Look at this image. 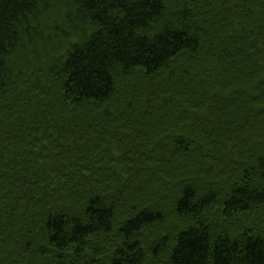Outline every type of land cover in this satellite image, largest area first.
<instances>
[{
  "label": "trees",
  "instance_id": "16d2710c",
  "mask_svg": "<svg viewBox=\"0 0 264 264\" xmlns=\"http://www.w3.org/2000/svg\"><path fill=\"white\" fill-rule=\"evenodd\" d=\"M0 264H264V0H0Z\"/></svg>",
  "mask_w": 264,
  "mask_h": 264
},
{
  "label": "rangeland",
  "instance_id": "374dc122",
  "mask_svg": "<svg viewBox=\"0 0 264 264\" xmlns=\"http://www.w3.org/2000/svg\"><path fill=\"white\" fill-rule=\"evenodd\" d=\"M257 215H261V213H260V214H257ZM257 215H256V216H257ZM169 227H170V226H169Z\"/></svg>",
  "mask_w": 264,
  "mask_h": 264
}]
</instances>
